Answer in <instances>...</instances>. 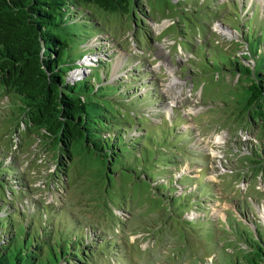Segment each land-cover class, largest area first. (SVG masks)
<instances>
[{"label": "rangeland", "instance_id": "rangeland-1", "mask_svg": "<svg viewBox=\"0 0 264 264\" xmlns=\"http://www.w3.org/2000/svg\"><path fill=\"white\" fill-rule=\"evenodd\" d=\"M143 1L147 13L152 15L138 27L130 28L131 23L126 18L112 14L101 21L104 30L94 35L91 44L99 47L94 51L95 55L107 62L99 68L103 80L96 83H114L117 91H109L108 102L120 111L115 118L127 124L131 122L126 137L135 136L126 141L137 143L139 136L146 142L141 146L139 142L128 143L129 154H137L139 162L143 163L146 152H156L152 142L144 136L145 131L152 132L162 144L166 143L161 135L164 128L189 135L188 140L181 141L178 146L182 151L175 152L180 166H168L172 173L166 176L163 174L167 171L163 169L159 181H174L180 175L193 179L192 186L190 183L177 184L178 193L185 188H196L198 181L195 182L193 177L213 183V193L203 194L201 205H193L184 216L190 220L203 216L212 219L217 228L216 235L221 237L218 238L219 245L212 242V232L206 231L205 240L189 228L190 224L175 216L182 210L180 205L172 207L168 202L163 203L141 180L124 175V170H119V175L113 176L111 184L106 185L98 167L92 165L96 160L85 154L77 157L68 174H64L57 163L56 151L51 149L50 139L41 142L36 135L12 130L13 125L10 127V123L4 121L10 104L8 95L0 96V135L10 127L16 143L10 147L11 152L16 153L20 172L34 190L19 195L18 199H11L9 191H5L9 203H6V209L0 205V215L14 213L12 222L16 223V217L19 223H30L28 231L31 232L34 227L31 212L41 211V205H50L51 209H46L48 215L44 213V217L47 219L53 212V218L61 222L64 220L61 218H65L68 227L83 230L87 242L94 237L115 239L125 251L118 256L128 259L123 264H212L214 260V264H219L216 254L223 264L224 255L219 248L224 252L232 251L233 247L224 245L232 246L229 241L233 243V237L220 231L219 227L226 223L228 216L244 220L252 227L255 221L264 225V180L260 175H247L242 163L248 142L255 141L257 126L238 122L231 114L232 103L223 102L228 99V89L235 84L237 76L227 70L225 75L223 70L217 73L216 65L208 59L212 60L214 44H219L228 53L241 55L244 52L243 34L247 27L243 23L257 11L251 25L257 30L264 25V0H215L224 7L218 20L202 14L199 20L211 22L207 33L203 34L199 28L193 35L191 32L197 28L187 26L186 38L180 34L183 25L178 22L176 5H170L171 10H166L162 8V0H154L152 4L159 8L157 10L152 9L150 0ZM97 56L87 53L80 58L78 63L90 68L84 67V72L75 78L90 74L97 66L94 62ZM251 61L244 60L249 64ZM94 73L101 78L96 69ZM181 145L196 151L185 152ZM199 150L201 153L195 154ZM152 162L148 160L145 164ZM46 235L39 231L41 240L54 239L53 235L50 238ZM113 243L106 247L110 254L108 259H111L107 264H117L116 242Z\"/></svg>", "mask_w": 264, "mask_h": 264}, {"label": "trees", "instance_id": "trees-1", "mask_svg": "<svg viewBox=\"0 0 264 264\" xmlns=\"http://www.w3.org/2000/svg\"><path fill=\"white\" fill-rule=\"evenodd\" d=\"M153 1L150 0L152 9L158 10ZM162 1V8L166 10H171L170 5L177 6L178 22L184 26H181L180 34L183 33L185 38L187 26L197 28V31L191 32L193 35L198 33L199 28L206 34L211 22L203 23L199 20L201 15L218 20L224 9L215 0ZM256 12L242 22L247 27L243 37L248 52L241 55L228 53L219 44H214L215 51L208 62L216 65L214 70L217 73L223 70L225 75L227 70L237 76L235 84L228 89V99L223 102L232 103L231 114L238 122L257 126L255 141L248 142L242 163L247 175H260L264 180V25L259 30L251 25ZM109 14L126 18L131 23L128 25L130 28L138 27L140 22L145 23L144 19L152 15L151 12L147 13L143 0H0V96H10L4 121L10 123V127L13 125L12 130L36 135L41 142L46 143L50 139L51 149L56 151L57 163L64 174H68L69 167L77 157L85 154L96 160L92 165L98 167L106 185L111 184L113 176L119 175V170H124V175L141 180L163 203L168 202L172 207L180 205L182 210L175 216L190 224L189 228L203 239L206 231L212 232V242L218 246V238L221 237L216 235L217 228L212 219L203 216L190 220L184 216L193 205H201L203 194L213 193V183L193 177L195 182L198 181L196 188H185L178 193V185L190 183L192 186L193 179L180 175L174 181H159V173L163 169L167 171L163 174L166 176L172 173L168 166H180L175 152L182 151L178 150V146L181 141L186 142L189 135L162 128L166 132L161 134L166 141L162 144L157 142L152 132L145 131L144 136L149 143L152 142L156 152H146L143 163L139 162L137 154L128 152V143H136L126 141L135 137H126L131 122L127 124L115 118L120 111L108 102L109 91L114 89L116 93L117 89L114 83H96L103 80L99 68L106 66L107 61L95 55L94 51L99 47L91 44V41L97 32L104 30L101 21ZM87 53L97 56L94 60L97 66L90 74L75 78L88 66L78 63ZM249 59H252L250 64L244 62ZM95 69L102 79L97 78ZM10 127L0 135V205L4 209L9 203L5 191H9L11 199H18L19 195L34 190L20 172L16 153L11 152L10 147L16 143ZM136 141L140 146L142 142L146 143L139 136ZM184 150L188 153L196 151ZM197 152L195 154L201 153L200 150ZM148 160L154 162L147 165L145 162ZM200 161L203 162V159ZM247 203L251 208V203ZM41 206L43 210L31 212L34 225L31 232L28 231L30 223H19L16 217V223L12 222L14 213L0 215V264H103L101 261L107 264L111 262L106 249L110 242H116L114 252L117 264L128 260L118 256L125 251L115 239L94 237L87 242L83 230L68 227L65 218H61L64 219L61 222L53 218V212H50L46 219L44 213L48 215L46 209L50 210L51 206ZM254 224L252 227L244 220L229 216L226 223H222L219 230L233 237V243L229 241L232 246L224 245L233 247L232 251L224 252L219 248L224 255L223 264H264V225L257 221ZM39 231L49 238L53 235L54 239L41 240ZM216 258L221 264L217 254Z\"/></svg>", "mask_w": 264, "mask_h": 264}, {"label": "water", "instance_id": "water-1", "mask_svg": "<svg viewBox=\"0 0 264 264\" xmlns=\"http://www.w3.org/2000/svg\"><path fill=\"white\" fill-rule=\"evenodd\" d=\"M246 48H247V47H246ZM244 52H248L247 49H245Z\"/></svg>", "mask_w": 264, "mask_h": 264}]
</instances>
